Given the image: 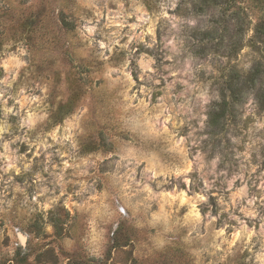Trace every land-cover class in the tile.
Returning a JSON list of instances; mask_svg holds the SVG:
<instances>
[{
    "label": "rangeland",
    "instance_id": "rangeland-1",
    "mask_svg": "<svg viewBox=\"0 0 264 264\" xmlns=\"http://www.w3.org/2000/svg\"><path fill=\"white\" fill-rule=\"evenodd\" d=\"M233 4L0 0V264H264V73L222 112L261 13Z\"/></svg>",
    "mask_w": 264,
    "mask_h": 264
},
{
    "label": "trees",
    "instance_id": "trees-1",
    "mask_svg": "<svg viewBox=\"0 0 264 264\" xmlns=\"http://www.w3.org/2000/svg\"><path fill=\"white\" fill-rule=\"evenodd\" d=\"M206 1V0H203ZM209 1V0H208ZM258 5V10L260 11V17L257 23L254 25L252 37L249 39L258 51H260L261 56L264 57V0H255ZM223 3H227V6L234 5L233 0H223ZM227 10V7L226 9ZM228 16H231V19L235 21V29L234 32L236 33V37L231 35V39L228 43V53L233 55L237 52L238 48H240V43L243 39V33L246 29V15L241 13L239 9L232 10ZM227 17H222V22H227ZM234 37V38H233ZM259 63V62H258ZM257 64L253 66V68L244 74V76L240 75L238 72L235 77H230V79L226 83V89L229 93L230 101H227L225 97L222 101V112H224L228 106L236 101H240V95L242 87L240 84H249L254 85L256 80L263 81L262 74L264 71L262 68ZM242 78V80L240 79ZM225 96V95H224ZM257 96L259 98L260 103L264 104V85L259 88L257 91Z\"/></svg>",
    "mask_w": 264,
    "mask_h": 264
}]
</instances>
